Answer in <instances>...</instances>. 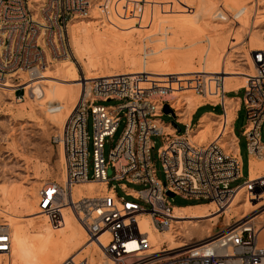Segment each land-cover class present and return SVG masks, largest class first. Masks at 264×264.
Segmentation results:
<instances>
[{"label": "built area", "instance_id": "1", "mask_svg": "<svg viewBox=\"0 0 264 264\" xmlns=\"http://www.w3.org/2000/svg\"><path fill=\"white\" fill-rule=\"evenodd\" d=\"M104 1L0 0V82L9 74L14 75L10 77L16 84L14 93L24 89L23 95L16 97L18 101H22L27 93L23 82L34 78L49 62L48 54H59L69 45L66 37L72 21L77 16L90 15L94 5L99 8L108 6L110 0L101 5ZM122 9L124 15L131 11L130 7ZM262 33L260 49L251 52L255 73L246 76V83L240 88L244 90L243 98L238 99L236 115L231 122L228 121L227 100L231 98L228 94L237 91H226L222 74H198L185 81L190 83L189 88L196 95L217 98L208 102L212 107H219L216 115L220 125L217 137L210 142L198 144L191 141L190 133L195 126L192 119L190 123L183 121L179 124L184 126L182 134L172 123L168 125L174 133L163 131L160 126L165 123L159 116V107L148 97L147 90L142 88L136 76L86 80L71 116L54 136V143L64 150L65 181L46 182L41 187L38 193L40 213L48 215L57 225L62 207H68L77 215L88 242L99 245L113 264H264V237L261 235L264 227V177L251 180L248 173L249 178L243 184L230 186L233 181L243 178L239 138L233 125L242 107L247 113V125L242 134L249 154L264 155V142L261 141L264 122ZM109 100L122 102L119 105L98 104ZM57 109L55 105L51 111L55 113ZM89 115L93 118V174L89 173L88 165ZM123 121V134L106 157L105 144L113 142ZM225 128L233 134L238 152L220 143L218 136L224 134ZM154 135L164 141L158 154L165 182L157 179L152 159ZM89 181L106 182L108 189L100 195L75 196L73 187ZM114 181L123 189V196L118 195ZM127 183L140 184L144 188L136 190ZM169 192L173 196L168 195ZM239 193L243 201L262 202V205L242 219L234 218L218 234L187 245L181 253H171L173 250L164 245L158 253L145 254L151 244L148 233L142 232L139 225L143 216L150 219L153 228L166 231L175 224L176 206L172 203L175 196L198 203H213L216 209L225 210ZM258 212L263 215L260 220L256 217ZM6 227L0 226V253L10 256L12 235ZM88 263L87 259H71L63 264Z\"/></svg>", "mask_w": 264, "mask_h": 264}, {"label": "rangeland", "instance_id": "2", "mask_svg": "<svg viewBox=\"0 0 264 264\" xmlns=\"http://www.w3.org/2000/svg\"><path fill=\"white\" fill-rule=\"evenodd\" d=\"M105 1L101 5H106ZM129 1L132 3L129 4ZM238 1H240L241 6L246 3V5L250 6V11L248 10L250 22L248 18V22L244 26L239 24L240 18H233L235 10L229 9L226 0H110L108 6L106 5L104 8L101 6L99 8V6L94 5L90 11V15L72 21L69 34L66 37L67 44L69 45H66L59 54H48L50 55L49 62L46 65V70L43 71L48 73L52 80L54 78L65 80L72 77L73 73L70 71V68L75 65L80 70L78 74L76 72V75L82 80V77L86 75L83 73L82 69L86 67L87 62L97 64L103 62L102 66L101 64L98 65L99 68L86 67L85 70L89 68L87 72L85 71L87 75L102 74V71H106V73H113V71H116V73L122 71L127 72L132 69L126 63L127 59L133 57L139 59L140 57L141 60L148 62L149 60L152 62L156 61L158 57L172 59L175 55L181 54V52H191L192 49L198 46L200 48L204 46L202 48L205 49L208 44L206 43V36L216 38L220 35L224 37L227 35L226 38L228 42H231L230 44L234 43V45L226 53L227 55L225 54V62L228 64L230 63V66L232 65V67L242 72L255 73V67L250 60V52L252 50L251 48L259 46L263 34L262 32L264 31V0H252L253 2L250 0ZM139 2L141 3L139 4ZM124 6L130 7L131 11H128L127 15H124L122 9ZM219 11L223 12L227 18H223ZM222 20L226 22L224 23ZM225 25L227 29L221 30V26ZM73 28L75 30H85L89 28V31L85 30L87 36L83 37V42L81 41L82 38H79L76 43L78 45L76 46L71 45L73 43L70 38V31ZM190 30H196V32L198 30L199 32L197 33L200 35L196 32L194 33V31L192 33ZM187 31L191 33L186 34ZM195 37L197 39L200 37L201 43L199 42L193 48L191 45L193 42L190 43V41H195ZM231 37L234 38L233 42ZM254 38H257L259 41ZM165 39L168 40L170 45L172 44V47H166L167 43ZM251 39L255 40V42L251 43ZM101 42H108L110 45H106V49H109L104 51L106 55L105 53H101V55L95 52L87 53L85 50L88 46H93ZM79 46L81 47L79 48ZM157 51H159L158 55ZM102 54H104V56ZM145 54L146 56L144 57ZM112 57L115 62L114 64L117 62L118 64H113ZM197 64L196 66H199V64ZM51 79L45 78L44 80ZM17 81L18 80H15V82ZM32 82L33 81H30L28 83L31 84ZM82 82L84 81L82 80ZM39 84L40 87H43L44 92L46 91L45 94L42 95V98L32 99L26 96L22 101H18L16 97L23 95L24 89L23 91L18 90L15 94L13 91L14 89L0 87V225L5 222L9 224L14 220V224H9L12 233L14 232L13 227L17 225L22 227L23 225L26 231L29 230L28 235L30 237L33 235L36 237L41 236L35 235L36 233L32 231L30 225H28L30 222L28 218H42L47 215L44 213L41 214L40 211H36V206L27 203H34L39 199L38 193L46 182L58 181L62 183L63 172L65 171L61 147L54 143V136L61 130L60 128L63 124H54L50 119H47L52 116L47 112V109L55 106V104L59 105L58 103H67V99L52 100L48 93L50 88L48 86L54 85L55 83L52 84L51 82L43 81ZM66 86L67 85H63V87L67 89L70 88ZM27 90H29V88H27ZM168 90V88L164 89V91L162 90L163 93H159L157 89H150L147 91L148 97L159 107L158 110L165 125L169 123L179 125L183 124V121H188L190 118L192 119L194 110L192 107H187L186 105H182L181 110L178 111L183 114V117L177 115L176 106L172 104L177 105L178 101L167 97V94L170 93V90ZM243 94L244 90H239L237 92H231L228 94V97L235 96L243 98ZM191 95H195L194 91L191 92ZM216 100L215 98V101ZM203 101L209 102L206 101V99H203ZM121 102V100H109L99 102L98 104L119 105ZM167 104L171 113L165 115L164 106ZM208 111H213L217 114V110L212 106L206 105L201 107L196 113L194 120L192 119V123L195 125L193 127L194 132L197 131L199 117ZM215 120L218 121L217 115L211 117V121ZM208 122L209 121L205 123ZM233 125L235 134L239 138L238 145H240V154L243 161V178L233 181V183L230 184L231 188L243 184L249 178L250 154L245 137L242 134L247 125V113H245L244 107L238 112V116ZM124 127L125 122L123 121L119 125L113 142L105 144L104 149L106 157L109 154L111 146H115L120 140ZM180 127L182 134L184 132V126ZM218 132L219 128L217 126V129L210 135L211 137H208L207 142L212 141ZM87 133H89L87 146V149H89V173L93 174L94 165L92 159L94 153V133L93 118L90 115L87 121ZM152 140L154 141L155 147L152 149V159L156 166V176L157 179L165 182L163 165L158 154V149L163 145L164 141L162 137L156 135L152 137ZM261 141L264 142V122L261 125ZM114 184L117 185L118 195L123 196L124 191L119 183L114 181ZM127 185L136 190L144 188V186L140 184L134 185L127 183ZM10 195L12 198H9ZM172 203L179 208L189 206L185 204H193V206L199 204L197 201L183 199L181 196H175L172 199ZM2 210L11 212L15 217L10 219L11 216L7 217L3 215L4 213H2ZM234 212L235 211L230 212V214L233 215ZM240 214H242V212H240ZM236 217L240 216L238 215ZM208 219L209 218H203L202 221L198 223L197 227L186 225L187 230L184 228L181 229L182 226H185L184 224H173L175 228L181 230L184 234V236H178L177 241L192 245L198 243V240L202 239L207 234L206 231L209 227L212 229L213 235L218 234L220 230L227 227L228 220L225 213L218 216L216 220L209 221ZM232 221L233 219L231 222ZM261 235L264 237V227L261 230ZM44 236L48 237L46 233ZM32 239L35 240L34 237H32ZM32 239L29 241H33ZM79 247L80 246H75V248H73L75 251L72 249L69 250L70 254H68V256L71 258L73 257L74 261H79L86 257L85 252L77 253ZM165 247H168V245L165 244ZM186 248L187 246L184 247L183 250L174 253H181L185 251ZM43 250L51 255L52 258L50 262L52 261L53 263L50 264H56V262L57 264H63L66 262L67 256H64V249H60L63 251V253H61L62 251L59 249L56 250V248L48 243L47 247ZM100 254L99 250L98 253L96 251L93 254L95 260L98 261V263L95 264H99L100 260V264H113ZM159 258L162 257H157L156 259ZM11 259V256L0 255V264H10L9 262Z\"/></svg>", "mask_w": 264, "mask_h": 264}, {"label": "bare ground", "instance_id": "3", "mask_svg": "<svg viewBox=\"0 0 264 264\" xmlns=\"http://www.w3.org/2000/svg\"><path fill=\"white\" fill-rule=\"evenodd\" d=\"M226 2L228 3L230 10H235L233 13V18H236V19L240 18L239 24L241 26L246 25L248 22V18H249L248 10L250 9V6L246 5L247 3L241 6L240 1L238 0H226ZM221 14L223 18H227V16L223 12H221ZM76 18H81V16H77ZM222 21L224 23L226 22L225 20H222ZM249 22H250V18H249ZM225 29H227L226 25L221 26V30H225ZM85 30L89 31V28ZM85 30H82V29L75 30L73 28L70 31L71 32L70 38L72 39V43H73L71 45L73 46L78 45L76 43L78 42L79 38H82L81 41L83 42V37L87 36L85 34ZM190 31L192 33L193 31L194 33L196 32V30H190ZM191 32L187 31L186 34L188 33L190 34ZM197 32L199 31L197 30ZM197 34L200 35L199 33ZM193 36H197V35H193ZM226 36L227 35H225V37L220 35L219 37H216V38H211L210 36H206L205 39L207 40V42L206 41L205 42L208 44H207V47H205V49L202 48L204 46H202L201 48L199 46L197 48L196 47L194 48L196 44H198L199 42L201 43L200 37L198 39L195 37L196 38L195 41H190V43L193 42L191 45L194 48V49L191 48L192 49L191 52H187V51H186L187 53L181 52V54L175 55L172 59H167V58L163 59L160 57L158 58L156 57L157 60L153 62L151 60H149V62L143 61L140 59V57L139 59L134 58V57L131 59H127L126 63L132 68L130 71L126 70L127 72L122 71V72L116 73V71L115 72L113 71V73L112 72L106 73V71L104 72L102 71V74H98V75L94 74L95 76L87 75L86 72L89 70V68H96L100 64L102 66V63H103V62L102 63L100 62L97 64V63L87 62L86 67H89V68H87L88 70H85L86 67L82 69L83 73L86 74L84 75V77H82V80L86 82V80H93V79H98L102 77H112V76H118V75H131L133 77L136 76L142 88L146 89L147 91L150 89H157L159 93H163L164 89L168 88L170 90V93L167 94V97L178 101L177 105L172 104L173 106H176L177 112L181 110L182 105H186L187 107H192L194 110L199 104L205 102L203 101V99H206V101H209V100H214L216 97L215 96L214 97L213 96H201L199 94L191 95V92H193V90L189 88L190 83L188 82L186 83L185 81L193 79V76H196L198 74L213 75L215 73H220L224 76L226 91L230 92L231 91L230 89L240 90V88L243 87L246 83L245 81L246 76L253 74L251 72H246V71L242 72L232 67V65L230 66L229 65L230 63L228 64L225 62V54L234 45V43L230 44L231 42L230 43L228 42ZM233 39L234 38L231 39L232 42L234 41ZM254 39L258 40L257 38H254ZM165 40L167 43L166 47L168 48L172 47L171 46L172 44L170 45L168 40L167 39ZM252 42H255V40L251 39V43ZM261 42H262V38H261ZM261 42L259 43V46L251 48L252 49L251 52L259 50L261 46ZM107 44L109 45L108 42H101L93 46H88L87 48H85V50L87 51V53L95 52L98 55H101V53H105L104 51L108 49V48L106 49V47L108 46ZM80 47L81 46H79V48ZM158 52L159 51H157V55L159 54ZM251 52H250V60H251ZM102 55L104 56V54ZM145 56L146 54L144 55V57ZM111 59L113 60V57ZM114 63L115 62L113 60V64ZM197 63L199 64V66H196ZM116 64H118V62ZM46 65L47 64L43 65L42 69H40L37 72V74H35L36 76L34 75L35 77L30 80V81H33L31 84L28 83L30 82L29 80H25L27 82L25 81L23 82V84L26 85L24 87L29 88V90H27L25 98L26 96L31 97L32 99L42 98V95L45 94L46 91L44 92L43 87H40L39 83L43 81L45 82L47 81L49 83L51 82L52 84L55 83L54 85L48 86L50 87L49 92H48L49 95L51 96L53 101L66 98L67 103H62V104L58 103L59 105L55 104L56 106H58V109L57 111H55V113L51 111V108L54 106L49 107L47 109V112L51 114L52 116L48 117L47 119H50L54 124L55 123L63 124L62 127L60 128L62 130L66 120L71 116V113L73 112L77 104V100L79 99V96L82 93V90H84L85 86L83 84L84 82H82V80H80V78L77 77L76 75V72L78 74L80 70L75 65H73V67L70 68V71L73 73L72 77H70V79H65V80H60L58 78H54L52 80L49 77V74L43 71V70H46ZM10 77H14V75L9 74L5 79H3V81L0 82V87H5V88L15 90L16 84L13 82V80L10 79ZM45 78L51 79V80H44ZM79 80L81 81V83L79 82ZM58 85H61L62 87ZM63 85H67L70 88L67 89L63 87ZM238 102H239L238 100L236 102V100L231 99V98L227 100L228 113H229L228 121L229 122H231L236 115L235 109L237 107L236 104H238ZM177 115L179 117H183V114L179 112L177 113ZM213 116L214 114H205L199 119V122H198L199 124L197 125V131L196 132L193 131L192 133H190L191 141L196 142L198 144L207 142L208 137L209 138L211 137L210 135H212L215 129H217V126L219 128V125H218L219 121L217 120L211 121V117ZM190 120L188 119V121H184V122L190 123ZM207 121L209 122L205 123ZM160 127L162 128L163 131H166V132L168 131V133L175 132L173 131L172 128L169 127V125L161 124ZM225 129L226 131L224 132V134L221 136H218L220 143L224 145L226 148L228 147L227 149L238 152L239 147L238 145H236V140L233 134L228 128H225ZM218 133L215 135L213 140H215ZM62 153H63V166H64L65 165L64 150H62ZM249 161H250L249 176L251 177V180H256L261 177H264V155H258V156L251 155ZM65 177H66V170L63 172L62 181H65ZM107 189L108 188H107L106 182L103 183V182L89 181L88 183H82V184L75 185L73 187V193L75 194V196H78V197L79 196L81 197V196H90V195H100L104 193ZM240 194L241 193L235 196L230 206L226 207L225 210L221 208L216 209L213 203H205V204L195 205V206H185L181 208L174 207V210H175L174 217L176 219L175 223L184 224L185 226H182L181 229L183 228L186 229V225L197 227L198 223L201 222L203 218H209L208 220L212 221V220H216L218 216L222 215L223 213H225V216H227L228 223H230L231 220L234 218L239 220V219H242L248 216L249 213H251L252 211H255L256 209H258V207L262 205V202L255 204V203H251L250 201L249 202L243 201V199H241ZM10 197L12 198L11 195L9 196V198ZM23 203L26 204L25 202ZM38 203H39V199L34 203L28 202L27 204L36 206V209H37L36 211H39ZM6 210L5 211L2 210V213H4L3 215H6L7 217L11 216L10 219L15 217L14 214ZM233 211L235 212L233 213V215H231L230 212H233ZM240 212H242V214H240ZM260 213L261 212H258L256 216L258 220L263 218V215ZM61 214L62 215H60V219H58L57 225L53 224L52 219L48 215L42 218H39V217L28 218L30 221L28 225H30V228L32 229V231L36 233L35 235L41 236V237H36L33 235L32 237H34L35 240H33L32 237L28 235L29 230L26 231L23 228V225L22 227L18 225L13 227L14 232L12 233V230L10 229L11 227H9L10 226L9 224L11 223L14 224L15 223L14 220L13 222L9 224L7 222L1 224L0 226H7L6 228L8 229V231H10L11 235L13 234V239H12L13 248H12V253L10 255L12 259L10 260L9 263L10 264H50V263H53L52 261L50 262L52 258L51 255L49 253H46L45 250H43L44 248L47 247L48 243L54 248H56V250L64 249V252H65L64 256L65 257L67 256L66 261L71 260V259L74 260V258L73 257L71 258L70 256H68V254H70L69 250L71 249L73 250L75 246L76 247L80 246L79 249L77 250L78 254L81 252L86 253V257H84V259H87L89 261L88 264L98 263V261L95 260L94 255H93L96 251L98 253V250L101 253L100 255L106 258V260L107 259L110 260L108 257L104 255L99 245H97L96 243L92 241L91 243L88 242L86 231L85 229H83L82 225L79 223L78 217L75 213H72L68 207H63L61 209ZM238 215L240 217H236ZM49 221L51 222L52 225L50 224ZM139 225L141 227L142 232L148 233L149 243L151 244V248L145 251V254L158 253L162 251V247L165 244L168 245L169 247L168 250H173L171 251V253L181 251L184 249V247L188 245V243L177 241V237L184 236V234L181 232V230H178L177 228H175L174 225H171L169 230L159 231L150 225V219L147 216H143L141 218ZM206 232L207 234L202 239L198 240V242L206 238H209L213 235L212 229L210 227ZM45 233L48 237L44 236ZM29 238L32 239L33 241H29L30 240ZM61 253H63V251ZM0 255L3 256L6 254L0 253ZM100 262L101 260L99 261V264ZM110 262L112 263V260H110Z\"/></svg>", "mask_w": 264, "mask_h": 264}, {"label": "crops", "instance_id": "4", "mask_svg": "<svg viewBox=\"0 0 264 264\" xmlns=\"http://www.w3.org/2000/svg\"><path fill=\"white\" fill-rule=\"evenodd\" d=\"M242 88V87H241ZM231 91H238V90H236V89H230ZM231 97V99H234V100H236V102H237V100L240 98V97H235V96H230ZM206 105H209V106H212L211 104H209L208 102H204V103H201V104H199L195 109H194V111H193V117H192V119L194 120V117L196 116V113L199 111V109L201 108V107H203V106H206ZM237 105V104H236ZM214 114V115H216L213 111H208V112H205V113H203V115H205V114ZM203 115H201L199 118H201ZM201 204H205V203H201ZM201 204H197V205H201ZM189 206H193V205H189Z\"/></svg>", "mask_w": 264, "mask_h": 264}, {"label": "water", "instance_id": "5", "mask_svg": "<svg viewBox=\"0 0 264 264\" xmlns=\"http://www.w3.org/2000/svg\"><path fill=\"white\" fill-rule=\"evenodd\" d=\"M214 108H215L216 110L219 109L218 106H214ZM168 113H171V110L169 109L168 104H167V105L164 106V114L167 115ZM174 125H175L177 131H179V132L181 133L182 131H181L180 126H179L178 124H174ZM109 173H111V171H109ZM168 195L173 196V194H172L171 192H169Z\"/></svg>", "mask_w": 264, "mask_h": 264}, {"label": "trees", "instance_id": "6", "mask_svg": "<svg viewBox=\"0 0 264 264\" xmlns=\"http://www.w3.org/2000/svg\"><path fill=\"white\" fill-rule=\"evenodd\" d=\"M217 113H219V111L217 110L216 111ZM181 128V127H180ZM201 203H203V202H201ZM201 203H199V204H201ZM185 205H193V204H185Z\"/></svg>", "mask_w": 264, "mask_h": 264}]
</instances>
